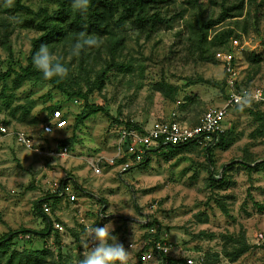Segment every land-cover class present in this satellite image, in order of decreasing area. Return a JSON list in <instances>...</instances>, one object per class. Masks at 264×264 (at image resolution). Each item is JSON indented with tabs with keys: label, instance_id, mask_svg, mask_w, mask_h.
I'll return each instance as SVG.
<instances>
[{
	"label": "rangeland",
	"instance_id": "rangeland-1",
	"mask_svg": "<svg viewBox=\"0 0 264 264\" xmlns=\"http://www.w3.org/2000/svg\"><path fill=\"white\" fill-rule=\"evenodd\" d=\"M241 1L170 0L159 4L169 24L160 25L148 35L136 33L129 24L118 31L112 39L120 41L114 51L117 64L107 73L101 90L95 88L88 95V103L104 107L110 116L99 113L75 126L76 117L85 111L82 98L68 96L49 83L34 80L24 81L15 89L11 75L6 82L10 109L0 98V125L9 130L6 135L0 132V236L20 228L41 230L45 223L35 210L36 202L50 195L53 181L72 176L79 185L73 182L60 198L64 199L60 204L54 203L53 198L48 204L50 218L64 227V232L57 231L62 250L73 257L74 263L83 258L85 223L102 227L111 222L112 234L131 251L129 264H136L140 247L146 241V224L155 222L159 238L167 235L171 257L180 260V264L184 261L188 264V258L194 264H264V165L248 171L243 164L264 161V120L232 107L222 122V129L232 142L226 148H212L213 167L208 163L206 147H213L216 142L209 140L187 148L162 149L143 165L118 159L113 165L106 163L116 153L120 121L146 129L156 121L172 119L192 126L200 122L208 107L224 103L227 91L221 84L224 72L215 58L217 48L206 46L204 57L208 55L213 60L200 58L197 27L201 22L218 19L224 5L231 7ZM248 1L244 0L240 16L224 18L209 28L208 36L210 39L219 30L233 29L243 44L237 52L242 84L264 88V0ZM23 3L35 11L46 8L52 12L57 8L55 0H23ZM2 19L11 34L10 52L0 36V74L10 67L15 71L26 67L31 41L40 35L37 20L30 16L4 13ZM107 42L102 39L103 44ZM70 47L68 43L52 53L71 63L74 91L81 88L85 92L87 81L95 83L96 72L105 67L111 55L105 46H99L89 48L87 58L81 54L76 57L70 55ZM253 55L261 61H252ZM197 77L214 80L221 88L206 84L185 88L189 79ZM161 82L178 89L173 99L157 91ZM21 105L39 120L38 124L25 125L18 113L11 114L12 108ZM250 107L264 114L263 108ZM52 109L63 111L68 126L44 135L40 125L50 118ZM18 130L33 135L37 142L44 141L46 147L55 142L67 146L69 154L63 158L37 155L16 143L14 134ZM92 160H101V173L94 172ZM229 164L232 167L225 173L224 186H210V174L219 178ZM70 195L79 199L72 202ZM219 202L227 214L220 209ZM56 209L65 213L68 224L75 220L81 238L73 236V230L70 233L66 227L68 224L54 216ZM66 229L73 236L71 243L62 241ZM239 233L246 235L252 248L230 262L222 252V237ZM10 247L32 250L47 247L56 254L59 244L52 248L48 238L33 235L15 240ZM144 263L160 264V257L156 254L155 260Z\"/></svg>",
	"mask_w": 264,
	"mask_h": 264
},
{
	"label": "trees",
	"instance_id": "trees-1",
	"mask_svg": "<svg viewBox=\"0 0 264 264\" xmlns=\"http://www.w3.org/2000/svg\"><path fill=\"white\" fill-rule=\"evenodd\" d=\"M55 1L57 3V8L52 12H49L46 8H40L35 11L28 5H25L23 0H15V7L11 9H5L2 6V3H0V32L2 31V34L0 35L2 36L1 42L9 52L10 48L8 46V42L11 31L8 29V25L5 23L4 19H2V15L4 13H10L12 15L20 14L32 17L37 20L36 28L40 32V35L31 41L32 45L27 59L28 65L24 68H20L19 71H15L12 67H10L6 72L0 74V84H2L0 98L5 100L4 104L6 108L10 109L11 96L6 95V82L11 78V75H13L14 77L12 83L15 89L19 88L24 81L34 80L37 82L49 83L55 89L68 96H77L82 98L85 101V111L76 117L75 126L82 124L92 115L102 113L106 116H110L104 107L88 103V95L92 93L95 88H99V90H101L103 80L106 78L107 73L117 64L114 58V51L120 45V41L118 39L112 41V39L116 36L118 31H121L127 24H129L136 33H143L146 35L156 31L162 24H169L170 21L162 15L159 4L170 0H91L90 7L86 13L74 12L71 8V0ZM252 1L256 0H249L248 2L251 3ZM244 7V0L231 7H226L224 5L218 19L215 21L201 22L198 25L197 47L201 59L213 60V58H210L208 55L207 57H204L207 53L206 46H210L214 49L226 46L230 39L235 36L234 30L227 28L217 31L209 39V28L220 23L224 18L238 16V14L240 16ZM233 12H236L235 14L237 15L233 14ZM85 25L87 26L86 28ZM81 31H86L89 35H95L101 41L103 38L108 41L104 44L101 43L100 46H105L111 57L109 61L106 62L105 67L96 72L95 83L87 81V90L85 92L81 88L74 91L73 82L75 79L73 76L72 65L69 62L67 63L63 57L58 58L61 63L68 67V76L64 79L54 77L51 80H44L42 73L38 71L32 63V57L39 49L40 45H48L50 51L52 52L54 49L62 48L68 43L72 45L75 42L76 36ZM88 49L89 48H86L81 52V55L85 58H87L90 54L87 53ZM253 56L252 61L255 63L261 61L259 56ZM196 84H206L217 89L221 88V85L218 82L205 79L203 77L189 79L184 86L187 88ZM221 84L225 86L224 81ZM157 91L161 92L165 97L173 99L175 94L178 92V89L173 85L161 82L157 86ZM250 106L245 107L243 110H240L238 105L235 107L241 112L250 113L257 120H264V114L252 111ZM53 110L54 109H52L51 112H53ZM17 113L20 116V121L25 125H36L39 123V120L36 117H32L30 112L22 105L12 108L11 114L15 116ZM127 125H133L138 129L141 128L137 124L127 123ZM231 142L232 138L228 135V133L223 131L218 133V139L213 147H206V157L211 167L214 166V162L211 157L212 148H226L231 144ZM196 143H198V141H190L188 143L178 145L160 146L153 150L150 155H148L147 159L138 163V165L148 163L152 154H156L162 149L176 150L179 148H187L188 146ZM243 164L248 171H255L259 169L260 166L264 165V161L255 165H251L252 163H250V165L246 163ZM231 167V164L227 165L223 173L220 174L219 178H217L215 174L211 173L208 179L210 186H224L226 183L225 173ZM51 198L60 199L61 197L49 195L38 200L35 204L37 214L42 217L45 223V226L41 230L20 228L18 230H11L0 236V264H79L80 259L74 263L73 257L63 252L60 244V236L57 231L54 232L56 242L59 244V249L56 254L47 247L38 250L27 248L16 249L10 247L15 240L19 239L20 235H30V237L37 235L45 239L53 233L52 220L47 217L42 210V204L48 203ZM219 207L225 214H227L228 211L221 202H219ZM206 221L207 219H205L204 222ZM152 227H155V222L146 224L147 244L143 250L139 251L137 255L138 262L136 264H145L142 259L143 253L151 246V240L155 241L159 239L160 233L158 229H156L155 233L150 232V228ZM222 238V252L230 262L237 261L252 248L246 240V235L244 233H239L237 235H225ZM180 262V260H175L169 255H161L160 257V264H180ZM183 263L186 264V261Z\"/></svg>",
	"mask_w": 264,
	"mask_h": 264
},
{
	"label": "built area",
	"instance_id": "built-area-1",
	"mask_svg": "<svg viewBox=\"0 0 264 264\" xmlns=\"http://www.w3.org/2000/svg\"><path fill=\"white\" fill-rule=\"evenodd\" d=\"M243 48L241 40L233 36L226 46L217 48L215 52L216 60L222 65L224 72V83L226 88V98L221 106L208 107L200 122L194 126L187 125L186 123L172 119V120H159L152 124L148 129L135 128L133 125L120 121L119 138L117 142V150L114 157L107 159L108 165H113L118 160H128L131 163H140L147 159L148 155L160 146L165 145H178L188 143L190 141L205 142L207 140L215 143L218 139V133L223 132L222 122L227 117L229 110L238 105L237 97L242 95L244 90H251L253 92L260 91L264 93V88L256 86H246L242 84V78L237 62V52ZM178 103H180L178 101ZM252 105L264 109V100L254 101ZM132 124V123H131ZM68 126V121L64 117L61 109H55L50 118L40 125V129L44 135H52L56 132L63 131ZM0 132L4 135L9 134L6 126L0 125ZM213 134H216L214 136ZM15 141L17 144L30 149L37 155L46 156L49 158L67 157L69 150L67 146H59L58 143L46 147L44 141L37 142L35 137L24 130H18L15 134ZM101 162V160H99ZM98 161H90L95 173H101V167ZM68 190L65 181L55 180L50 185V195L56 197H64ZM69 200L74 202L76 200L74 195H70ZM43 213L50 218L51 206L48 203L42 204ZM52 220L53 232H64L63 225ZM89 224H84L85 226ZM156 228H150L151 233H155ZM84 236V235H83ZM167 235L160 237L158 240H151V246L143 253V261H153L156 259V254L169 255L171 251V244L166 238ZM262 236V235H260ZM28 239L30 235H20L19 239ZM85 237H83L84 239ZM48 242L52 248L56 247V239L52 233L48 237ZM147 241L140 247L143 250ZM132 243L129 244L131 247ZM134 247V245H133ZM84 250H82L83 252ZM191 264H194L193 259L188 258Z\"/></svg>",
	"mask_w": 264,
	"mask_h": 264
},
{
	"label": "clouds",
	"instance_id": "clouds-1",
	"mask_svg": "<svg viewBox=\"0 0 264 264\" xmlns=\"http://www.w3.org/2000/svg\"><path fill=\"white\" fill-rule=\"evenodd\" d=\"M0 3L5 9L15 7V0H0ZM90 4L91 0H71V8L74 12L86 13ZM101 43L102 41L95 35L81 31L70 47V55L78 57L86 48L99 47ZM32 63L42 73L44 80H51L54 77L64 79L69 74L68 67L61 63L46 44L40 45L32 57ZM261 100H264V93L260 91L244 90L242 95L237 97L240 110L250 106L254 101ZM93 225L85 226V238L81 244L84 249L81 253L83 258L79 260V264H129L131 251L126 250L124 245L118 242V237L112 234L114 231L112 223L109 222L102 227ZM188 264H191V261H188Z\"/></svg>",
	"mask_w": 264,
	"mask_h": 264
},
{
	"label": "crops",
	"instance_id": "crops-1",
	"mask_svg": "<svg viewBox=\"0 0 264 264\" xmlns=\"http://www.w3.org/2000/svg\"><path fill=\"white\" fill-rule=\"evenodd\" d=\"M63 181H65L66 183H67V186L69 187V186H71V184L74 182V184L76 185V186H78L79 184L77 183V181H78V179L76 178V177H72V176H69V177H65L64 179H63ZM85 198V197H84ZM84 198H82V201L81 202H83V200H84ZM79 199V198H78ZM77 198H76V200H78ZM62 200H64V199H62ZM62 200L61 199H54V203H58V204H60L61 202H62ZM57 204V205H58ZM53 214H54V216L58 219V220H62V221H64L65 223H67L68 224V219H67V217H65V213H62V212H60L59 210H55L54 212H53ZM61 221V222H62ZM74 221L75 220H73L71 223H69L66 227H68V229H69V231H70V233L72 232V230H73V232H74V234H73V236L74 235H76V237H82V234H81V231H80V229H79V227H77L76 225H75V223H74ZM65 226V225H64ZM72 229V230H71ZM62 236V241H64V242H73V236L72 235H70L69 234V232L67 231V229H66V232L63 234V235H61ZM76 239V238H75Z\"/></svg>",
	"mask_w": 264,
	"mask_h": 264
},
{
	"label": "water",
	"instance_id": "water-1",
	"mask_svg": "<svg viewBox=\"0 0 264 264\" xmlns=\"http://www.w3.org/2000/svg\"><path fill=\"white\" fill-rule=\"evenodd\" d=\"M214 136H216V134H213ZM193 141H195V140H193Z\"/></svg>",
	"mask_w": 264,
	"mask_h": 264
}]
</instances>
